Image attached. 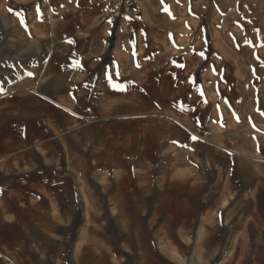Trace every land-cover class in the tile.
<instances>
[{
    "label": "crops",
    "instance_id": "0c3cea01",
    "mask_svg": "<svg viewBox=\"0 0 264 264\" xmlns=\"http://www.w3.org/2000/svg\"><path fill=\"white\" fill-rule=\"evenodd\" d=\"M141 1L113 23L56 3L57 41L0 89V264H264V130L203 35Z\"/></svg>",
    "mask_w": 264,
    "mask_h": 264
},
{
    "label": "rangeland",
    "instance_id": "374dc122",
    "mask_svg": "<svg viewBox=\"0 0 264 264\" xmlns=\"http://www.w3.org/2000/svg\"><path fill=\"white\" fill-rule=\"evenodd\" d=\"M113 1L0 0V89L20 78L29 44L45 47L55 37L57 41L54 23L70 14L67 10L57 16L56 3L63 5L61 10L73 3L78 20L96 9L95 21L106 23L102 15ZM141 6L147 19L160 15L166 21H179L180 27L173 30L187 35L189 41L203 35L205 66L212 63L217 72L219 99L235 102L239 116L264 130V0H142Z\"/></svg>",
    "mask_w": 264,
    "mask_h": 264
},
{
    "label": "built area",
    "instance_id": "2783aa9c",
    "mask_svg": "<svg viewBox=\"0 0 264 264\" xmlns=\"http://www.w3.org/2000/svg\"><path fill=\"white\" fill-rule=\"evenodd\" d=\"M133 0H114L102 15V21L113 23L128 20L136 16Z\"/></svg>",
    "mask_w": 264,
    "mask_h": 264
},
{
    "label": "snow or ice",
    "instance_id": "6c2138e0",
    "mask_svg": "<svg viewBox=\"0 0 264 264\" xmlns=\"http://www.w3.org/2000/svg\"><path fill=\"white\" fill-rule=\"evenodd\" d=\"M22 24L24 23V20L23 19H21V21H20ZM27 27V26H26ZM29 35H31V33H28ZM201 55H203V53H201ZM114 75H118V73H113L112 75H110L109 77H108V79H109V81H110V83H111V86L114 88V89H117V90H120V91H124V90H126L122 85H120V84H116V83H112V81H113V76ZM193 84H194V86H196V82L194 81L193 82ZM201 96H203V92L201 91ZM190 111H195V109L194 108H192V109H190ZM191 139L193 140V141H195V142H198L199 141V137H197V136H192L191 137ZM173 143H176V141H173ZM185 147H186V145H185Z\"/></svg>",
    "mask_w": 264,
    "mask_h": 264
},
{
    "label": "bare ground",
    "instance_id": "6f19581e",
    "mask_svg": "<svg viewBox=\"0 0 264 264\" xmlns=\"http://www.w3.org/2000/svg\"><path fill=\"white\" fill-rule=\"evenodd\" d=\"M246 26V25H245ZM228 46V45H227ZM230 47V46H229ZM231 48V47H230Z\"/></svg>",
    "mask_w": 264,
    "mask_h": 264
}]
</instances>
